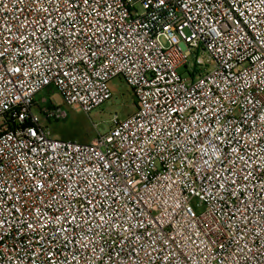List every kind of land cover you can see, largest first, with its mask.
<instances>
[{"label": "built area", "instance_id": "built-area-1", "mask_svg": "<svg viewBox=\"0 0 264 264\" xmlns=\"http://www.w3.org/2000/svg\"><path fill=\"white\" fill-rule=\"evenodd\" d=\"M0 264H264V0H0Z\"/></svg>", "mask_w": 264, "mask_h": 264}, {"label": "rangeland", "instance_id": "rangeland-1", "mask_svg": "<svg viewBox=\"0 0 264 264\" xmlns=\"http://www.w3.org/2000/svg\"><path fill=\"white\" fill-rule=\"evenodd\" d=\"M138 9L142 11L141 5ZM182 74L184 70L180 71ZM113 98L89 115L66 107L61 96L54 90L42 91L37 99L41 105L61 108L68 114L65 120H43L42 124L52 136L62 140H74L80 143H90L99 133H107L111 130V119L119 115L121 119H127L136 111L137 99L133 90L122 79H116L111 83ZM48 101L47 103H44ZM41 116L42 114L38 112ZM43 116V115H42ZM41 116V117H42Z\"/></svg>", "mask_w": 264, "mask_h": 264}, {"label": "trees", "instance_id": "trees-1", "mask_svg": "<svg viewBox=\"0 0 264 264\" xmlns=\"http://www.w3.org/2000/svg\"><path fill=\"white\" fill-rule=\"evenodd\" d=\"M72 139L76 140V137H73ZM71 140V139H70Z\"/></svg>", "mask_w": 264, "mask_h": 264}, {"label": "crops", "instance_id": "crops-1", "mask_svg": "<svg viewBox=\"0 0 264 264\" xmlns=\"http://www.w3.org/2000/svg\"><path fill=\"white\" fill-rule=\"evenodd\" d=\"M49 90H53V89L49 88ZM53 91H54V90H53Z\"/></svg>", "mask_w": 264, "mask_h": 264}]
</instances>
